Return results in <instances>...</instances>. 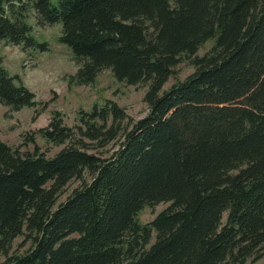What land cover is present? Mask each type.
Returning a JSON list of instances; mask_svg holds the SVG:
<instances>
[{
	"label": "trees",
	"instance_id": "16d2710c",
	"mask_svg": "<svg viewBox=\"0 0 264 264\" xmlns=\"http://www.w3.org/2000/svg\"><path fill=\"white\" fill-rule=\"evenodd\" d=\"M31 11L39 25L62 24L78 84L110 69L119 81L149 85L150 111L124 127L126 110L107 100L82 112L76 130L55 112L39 132L69 144L50 157L0 141V264H258L264 0H0V41L47 50ZM184 58L195 72L163 91ZM0 103L41 112L1 54ZM116 139L109 156L91 151ZM74 178L82 185L57 205ZM161 202L171 205L138 221ZM22 235L32 244L19 253Z\"/></svg>",
	"mask_w": 264,
	"mask_h": 264
},
{
	"label": "rangeland",
	"instance_id": "374dc122",
	"mask_svg": "<svg viewBox=\"0 0 264 264\" xmlns=\"http://www.w3.org/2000/svg\"><path fill=\"white\" fill-rule=\"evenodd\" d=\"M28 23L33 27L34 36L40 42L47 43V50H24L21 45L0 41V54L8 71L36 94L41 112L35 116L34 108L28 106L19 111H11L9 106L0 103V141L11 146L22 144V151L38 152L50 157L69 144H56L39 132L48 125L55 112H59L64 124L74 130L82 125V112H90L95 104L102 106L107 100L116 102L126 110L129 118L125 120L124 127L148 114L150 107L145 100L148 84L130 85L119 81L110 69H103L91 84H78L75 74L80 64L74 59L72 50L60 41L62 24L39 25L32 11ZM215 41V38L208 40L196 55L201 57L207 54ZM195 70L192 60L184 58L175 67L163 91L186 80ZM85 127L84 124V129ZM120 139L111 141L104 148H92L91 151L103 157L109 156L118 149ZM91 145L98 147L97 141H92ZM85 179H91L89 173L85 174ZM82 183L81 179H72L59 196L57 205L65 201ZM170 205V202H161L146 206L139 212L137 219L141 224L149 223ZM225 220L226 214L224 222ZM31 244L32 240L22 235L15 239L13 250L22 253ZM2 260L4 257L0 258ZM257 263L264 264V256Z\"/></svg>",
	"mask_w": 264,
	"mask_h": 264
}]
</instances>
